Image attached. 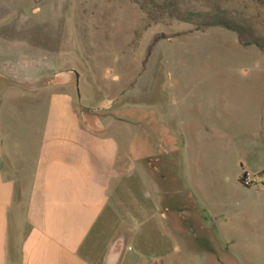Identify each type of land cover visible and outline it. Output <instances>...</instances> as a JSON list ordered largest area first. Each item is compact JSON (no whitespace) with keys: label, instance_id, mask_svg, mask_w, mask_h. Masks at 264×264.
I'll list each match as a JSON object with an SVG mask.
<instances>
[{"label":"rangeland","instance_id":"1","mask_svg":"<svg viewBox=\"0 0 264 264\" xmlns=\"http://www.w3.org/2000/svg\"><path fill=\"white\" fill-rule=\"evenodd\" d=\"M150 1L173 2L182 12L211 11L260 47H243L223 27L196 31L150 7ZM62 75L77 93L79 113L103 127H121L122 144L136 141L138 173L131 187L141 188L138 178L146 166L140 154L143 113L150 119L148 157L160 155L165 173L169 160H176L170 161L165 186L184 185L181 158L188 164L195 149L202 164L194 173L201 195L210 189L208 164L218 169L212 206L221 211L216 222L212 217V254L192 260L181 243L182 258L172 257L169 264H264V182L250 174L264 169V0H0V100L6 92L39 96L40 88H57ZM204 124L212 126L211 133ZM150 163L149 176L154 174L159 187V166L154 159ZM239 163L258 178L256 184L243 186V175L233 180ZM168 233L171 242L175 235ZM205 249L202 243L194 250Z\"/></svg>","mask_w":264,"mask_h":264},{"label":"crops","instance_id":"2","mask_svg":"<svg viewBox=\"0 0 264 264\" xmlns=\"http://www.w3.org/2000/svg\"><path fill=\"white\" fill-rule=\"evenodd\" d=\"M37 91L39 96L22 91L1 95L0 264H169L172 257L182 258L181 243L192 260H200L202 253L210 257L212 223L221 211L212 206L218 172L212 162L204 172L208 196L197 189L194 173L202 164L195 159L196 149L189 165L181 158L185 188L173 181L165 186L175 161L169 160L165 173L160 155L148 157L146 124L140 153L146 166L136 190L131 187L138 173L136 141L122 144L121 127H103L79 113L69 76H59L57 88ZM203 127L212 132L211 125ZM153 159L160 167L155 168V174L161 172L159 187L148 172ZM238 170L233 180L248 173L242 163ZM253 173L264 182V169ZM204 195L209 201L202 205ZM169 231L175 235L171 242ZM202 243L206 251L196 252Z\"/></svg>","mask_w":264,"mask_h":264},{"label":"trees","instance_id":"3","mask_svg":"<svg viewBox=\"0 0 264 264\" xmlns=\"http://www.w3.org/2000/svg\"><path fill=\"white\" fill-rule=\"evenodd\" d=\"M148 5H150V7L152 6L155 9L157 8L164 11V13H166L169 18H174L175 20L183 23L193 24L195 26L196 31L219 26L229 31L235 32L237 34V39L239 44L242 45L243 47H248V46H256L258 48L260 47L258 45V42L254 40L250 34H244L242 29L239 28V26H237L234 22L223 19L218 15H212L211 11L182 12L177 10L176 8L177 6L173 2H166L162 5H155L153 4V2L150 1V4ZM220 13L223 14V12ZM139 119L142 120V122H144L145 125L147 124L149 126L150 119L148 116H145L144 113L142 114V116H139ZM174 161H176L175 158Z\"/></svg>","mask_w":264,"mask_h":264},{"label":"built area","instance_id":"4","mask_svg":"<svg viewBox=\"0 0 264 264\" xmlns=\"http://www.w3.org/2000/svg\"><path fill=\"white\" fill-rule=\"evenodd\" d=\"M257 182H258V178L256 176L249 175L247 173H245L240 179V183L243 186H252L256 184Z\"/></svg>","mask_w":264,"mask_h":264}]
</instances>
